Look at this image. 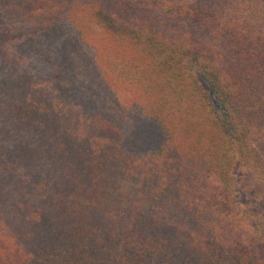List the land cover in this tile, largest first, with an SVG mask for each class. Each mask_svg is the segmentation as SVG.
Listing matches in <instances>:
<instances>
[{
  "label": "trees",
  "instance_id": "1",
  "mask_svg": "<svg viewBox=\"0 0 264 264\" xmlns=\"http://www.w3.org/2000/svg\"><path fill=\"white\" fill-rule=\"evenodd\" d=\"M0 264H264V0H0Z\"/></svg>",
  "mask_w": 264,
  "mask_h": 264
},
{
  "label": "rangeland",
  "instance_id": "2",
  "mask_svg": "<svg viewBox=\"0 0 264 264\" xmlns=\"http://www.w3.org/2000/svg\"><path fill=\"white\" fill-rule=\"evenodd\" d=\"M198 77H199V81L202 83V85L205 87V89L207 90V92H208V94H209V98H210V100H211V103H212V106H213L214 110H215L218 114H220V109H219V105H218L217 101H216L215 98L213 97L212 93L208 90V87L205 85V83L203 82L202 78H201L200 76H198ZM238 173H239V172H237V174H238ZM237 180H238V182H239V179H237ZM238 190H239L240 198H241V200H242L243 202H245V203H250V202H252L251 199H247V198H245V196H244L243 193L241 192L240 188H238Z\"/></svg>",
  "mask_w": 264,
  "mask_h": 264
}]
</instances>
